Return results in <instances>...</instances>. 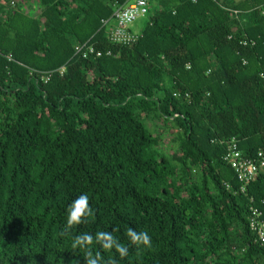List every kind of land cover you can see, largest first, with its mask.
<instances>
[{"label": "trees", "instance_id": "trees-1", "mask_svg": "<svg viewBox=\"0 0 264 264\" xmlns=\"http://www.w3.org/2000/svg\"><path fill=\"white\" fill-rule=\"evenodd\" d=\"M11 1L0 0V264H85L59 234L80 194L93 215L72 235L118 227L128 256L103 252L118 264H264L249 226L252 205L264 214V168L242 190L224 159L234 137L264 151V0H149L132 45L102 24L127 0ZM86 41L104 55H76ZM129 227L151 247L132 245Z\"/></svg>", "mask_w": 264, "mask_h": 264}, {"label": "built area", "instance_id": "built-area-1", "mask_svg": "<svg viewBox=\"0 0 264 264\" xmlns=\"http://www.w3.org/2000/svg\"><path fill=\"white\" fill-rule=\"evenodd\" d=\"M15 4L16 0H12L11 5L14 6ZM149 11V0H127L124 4L115 3L112 15L102 20L109 40L121 45L135 44L139 40L141 32L133 31L129 25L140 15H148ZM74 49L75 54L82 58H99L105 53L104 50L98 49L90 41L78 43ZM0 55H3L1 47ZM7 57L9 60H13L11 54ZM64 69L65 66L60 68L61 71ZM46 79H49V77ZM224 159L234 169L242 185V190H245L247 185L258 176L259 171L264 168V151L260 150L255 155L245 154L239 148L238 140L235 137L228 141ZM227 187L230 188V184H227ZM249 226L256 232L259 241L264 245V214L253 205L250 207Z\"/></svg>", "mask_w": 264, "mask_h": 264}, {"label": "clouds", "instance_id": "clouds-1", "mask_svg": "<svg viewBox=\"0 0 264 264\" xmlns=\"http://www.w3.org/2000/svg\"><path fill=\"white\" fill-rule=\"evenodd\" d=\"M259 76L264 79V72H260ZM93 215V209L90 206L89 197L87 194L78 195L67 207L66 222L60 231L61 237H71L70 251L73 257H77V252L82 254L85 264H118L115 257L109 256L105 258L103 252L114 250L121 259L129 254V248L121 243V241L113 234L119 231L116 227L112 231H97L95 234L82 232L77 235H72V230L75 226L86 223V218ZM126 236L130 243L137 249L141 246L151 247V236L147 231H136L129 227L126 230ZM100 246V250L93 251L90 247L93 243ZM70 264H80V260L73 258Z\"/></svg>", "mask_w": 264, "mask_h": 264}, {"label": "rangeland", "instance_id": "rangeland-1", "mask_svg": "<svg viewBox=\"0 0 264 264\" xmlns=\"http://www.w3.org/2000/svg\"><path fill=\"white\" fill-rule=\"evenodd\" d=\"M148 22V16L147 15H140L137 17V19L132 22L129 26L130 28L135 31V32H142V30L145 28ZM165 136V144L163 145L165 150L167 152H172V143L170 141L169 135H164Z\"/></svg>", "mask_w": 264, "mask_h": 264}]
</instances>
